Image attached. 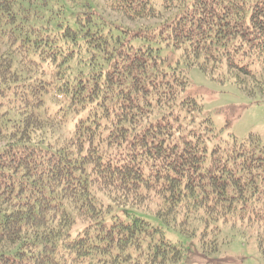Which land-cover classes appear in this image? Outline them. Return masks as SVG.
<instances>
[{
	"label": "trees",
	"instance_id": "1",
	"mask_svg": "<svg viewBox=\"0 0 264 264\" xmlns=\"http://www.w3.org/2000/svg\"><path fill=\"white\" fill-rule=\"evenodd\" d=\"M192 67L264 93V0H0V264H184L224 230L264 260V141Z\"/></svg>",
	"mask_w": 264,
	"mask_h": 264
},
{
	"label": "rangeland",
	"instance_id": "2",
	"mask_svg": "<svg viewBox=\"0 0 264 264\" xmlns=\"http://www.w3.org/2000/svg\"><path fill=\"white\" fill-rule=\"evenodd\" d=\"M133 26V24L128 23ZM191 82V94L202 104L205 112L211 117L216 129H220L225 120L230 121L229 131L238 139L246 137L249 133L258 135L264 141V93L252 96L242 92L229 77H211L192 67L188 72ZM146 218L153 220L146 214ZM235 233L230 230L223 231L227 240L218 252L203 258L194 256L187 258L184 264H264L254 236ZM177 232L166 230L165 234L173 241H179L184 246L198 247L196 241L189 243ZM205 256V255H204ZM218 260L213 262L208 260Z\"/></svg>",
	"mask_w": 264,
	"mask_h": 264
}]
</instances>
